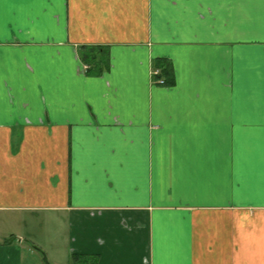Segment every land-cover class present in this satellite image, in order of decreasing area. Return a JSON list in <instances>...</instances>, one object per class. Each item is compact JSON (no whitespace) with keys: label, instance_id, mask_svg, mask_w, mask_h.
<instances>
[{"label":"crops","instance_id":"0c3cea01","mask_svg":"<svg viewBox=\"0 0 264 264\" xmlns=\"http://www.w3.org/2000/svg\"><path fill=\"white\" fill-rule=\"evenodd\" d=\"M1 220L0 264H264V0H0Z\"/></svg>","mask_w":264,"mask_h":264},{"label":"trees","instance_id":"16d2710c","mask_svg":"<svg viewBox=\"0 0 264 264\" xmlns=\"http://www.w3.org/2000/svg\"><path fill=\"white\" fill-rule=\"evenodd\" d=\"M81 59L83 60V62L86 63V71L87 72L90 71V69H89V67H90L94 73L98 74L107 66L106 60L102 59V58H98V56L94 52H91L90 49H88V51L82 53ZM156 66H158L160 69L159 70L156 69L157 74H154L155 78L156 77L159 78L160 75L158 76V74L160 73V71H161L162 75L169 77V75H170V64H169V62L160 59L156 62ZM159 79H162V78H159ZM163 82H164V80H163Z\"/></svg>","mask_w":264,"mask_h":264},{"label":"rangeland","instance_id":"374dc122","mask_svg":"<svg viewBox=\"0 0 264 264\" xmlns=\"http://www.w3.org/2000/svg\"><path fill=\"white\" fill-rule=\"evenodd\" d=\"M8 222L6 220H1L0 221V230H5L8 228Z\"/></svg>","mask_w":264,"mask_h":264},{"label":"built area","instance_id":"2783aa9c","mask_svg":"<svg viewBox=\"0 0 264 264\" xmlns=\"http://www.w3.org/2000/svg\"><path fill=\"white\" fill-rule=\"evenodd\" d=\"M154 74H157V70H154V71H153V75H154ZM158 82L163 83V80H162V79H159Z\"/></svg>","mask_w":264,"mask_h":264}]
</instances>
